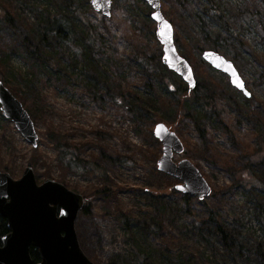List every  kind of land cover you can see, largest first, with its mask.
I'll use <instances>...</instances> for the list:
<instances>
[{"label":"rangeland","instance_id":"rangeland-1","mask_svg":"<svg viewBox=\"0 0 264 264\" xmlns=\"http://www.w3.org/2000/svg\"><path fill=\"white\" fill-rule=\"evenodd\" d=\"M39 2V10L55 11L60 2L64 8L67 0ZM226 2L248 29L244 35L248 46H232L237 51L236 64L248 81L254 105H264V73L257 68L264 60V42L247 21L250 7H256L263 18L264 3ZM71 3L76 11L74 44L80 42L86 51L90 47L86 56L79 55L74 45L56 42L46 50L50 54L43 52L41 46L31 44L28 32L37 22L35 12L23 0H0L1 16L12 15L17 24L0 19V61L7 63L0 80L25 103L38 134L37 146H33L0 110V169L19 178L31 166L39 183L54 179L91 197L90 212L80 211L75 227L83 251L95 264H264L254 254L255 245L264 242L254 205L247 191L233 187L234 165L243 164L255 148L252 124L246 119L237 121L227 97H219L218 115L207 122L203 133L189 117L177 119L174 125L163 121L159 112L142 101L154 98L145 86L152 78L144 72L140 57L163 52L153 37L152 9L148 13L137 0H112L106 16L93 9L89 0ZM9 5L15 11L9 13ZM176 26L179 32L183 30ZM183 28L192 36L197 33L194 24ZM27 45L41 56L34 61L37 72L23 58ZM253 60L254 69L249 64ZM220 74L224 73L213 76L228 77ZM158 87L163 90L159 83ZM120 101L139 105V116ZM261 113L264 117L263 109ZM159 122L183 143V152L174 153L173 160L189 159L208 181L211 194L206 198L193 196L186 203L183 193L174 188L181 181L158 170L162 144L153 130ZM58 144L73 147L85 162L80 170L61 162ZM103 188L104 195L94 197ZM211 214L239 231L245 256H231L210 234L205 221Z\"/></svg>","mask_w":264,"mask_h":264},{"label":"trees","instance_id":"trees-1","mask_svg":"<svg viewBox=\"0 0 264 264\" xmlns=\"http://www.w3.org/2000/svg\"><path fill=\"white\" fill-rule=\"evenodd\" d=\"M58 2L59 0H52ZM66 1V0H65ZM72 0H67L64 3L65 6H61L60 2L57 10L50 11L49 9L39 10V0H23L24 6L37 15V22L34 27H30L29 34L32 41L39 47L41 46L43 52L53 47L55 44L65 43L68 45H74L76 52L81 55L90 53L92 49L87 47V51L83 49L82 44H74L77 33L73 25L74 8H72ZM248 5L264 0H244ZM137 2L144 4L142 0ZM145 5V4H144ZM226 0H163L162 11L164 15L174 26V41L179 49L182 48L180 54L185 57L191 64L195 77L196 86L194 89L189 90L188 85L174 71L169 70L161 61L162 53L156 52L153 56L148 55L141 56L139 61L143 65L144 72L147 73L152 79L145 83V86L151 89L153 98L148 103L151 108L156 112H159L163 121H166L170 125H174L177 119L189 117L195 125V128L200 132H204V128L215 115H218L217 105L219 97L230 98V106L233 108V113L237 118V121L246 119L252 124L254 132L255 148H251L246 157V161L240 166L234 165V183L233 187H242L249 194V200L253 203L256 211V216L261 224V229L264 232V117L261 113L264 110V105H254L253 99L246 97L241 91L232 87L229 78L223 75V79H217L214 74L219 72L213 69L202 59V52L207 49L215 50L220 54L228 57L237 67L239 73L242 75L240 65L236 64L237 54L236 50L232 48L235 44L238 46L244 45L246 40L244 39L245 32L248 30L238 21V14L231 10V6H227ZM9 13L15 11L12 5H9ZM146 9L151 11V7L147 4ZM250 6H248L249 8ZM251 13L247 19L249 24L254 25L256 35L259 36L264 42V16L256 7H250ZM71 11V12H70ZM38 12H40L38 14ZM8 13V14H9ZM2 15V10L0 16ZM10 24L13 22L12 15L1 16ZM21 21V18L19 19ZM194 24L197 27V33L192 36L187 34L184 30V25ZM182 27V31H178L177 26ZM237 30V32H236ZM147 34V33H145ZM242 35V36H241ZM90 36H88L89 38ZM158 46L161 44L156 39V35H153ZM189 37V39H188ZM241 37V38H240ZM256 39V37L254 38ZM186 40L188 42H186ZM244 43V44H243ZM92 46L91 43H89ZM29 47V45H27ZM244 46H248L245 44ZM23 47L22 55L26 62H28L34 72H37L39 68L36 66V62L40 60L41 56L35 54V50L32 48ZM94 47V46H93ZM91 50V51H90ZM50 54V52H48ZM86 56V55H85ZM90 65L91 61H88ZM254 69V60L249 63ZM7 63L0 61V72L3 68H6ZM40 67V64L37 63ZM264 73V60L261 59L260 65L257 67ZM94 70L96 68H93ZM257 71V70H255ZM262 74V73H260ZM158 83L162 89H159ZM248 85V81H245ZM6 85V84H5ZM10 89V88H9ZM11 90V89H10ZM16 96L17 94L11 90ZM115 96L121 98L116 93ZM19 98V97H18ZM20 99V98H19ZM21 101V100H20ZM23 103V102H22ZM120 104L126 109L132 111L137 116L138 113L134 102L120 101ZM26 108L25 103H23ZM30 114V112H29ZM32 117V116H31ZM59 159L67 167L75 170H80L85 163L78 158L77 152L71 146L58 144L56 146ZM120 160L116 158L115 161ZM92 168L100 172L103 176V172L96 164L91 163ZM84 167V166H83ZM104 188L94 192V197L104 195ZM91 198V197H90ZM85 198L84 206L81 210L82 213L88 214L90 212L88 199ZM182 198L186 203H189L193 196L183 194ZM126 222V221H125ZM206 227L210 234H213L216 241L227 251L231 256H245L243 251V245L240 243L239 231L236 228H227L225 224L218 221L213 214H211L207 221H205ZM126 224H129L126 222ZM9 232L7 220L0 215V244L2 238ZM255 257L264 263V242H258L254 247ZM31 255L34 263L40 261L37 249L31 248Z\"/></svg>","mask_w":264,"mask_h":264},{"label":"water","instance_id":"water-1","mask_svg":"<svg viewBox=\"0 0 264 264\" xmlns=\"http://www.w3.org/2000/svg\"><path fill=\"white\" fill-rule=\"evenodd\" d=\"M89 2L96 11L110 15L112 0ZM145 2L151 6V18L156 22L155 34L162 45V63L180 75L189 90L194 89L196 79L192 66L177 50L174 28L161 10V0ZM165 21L171 25L170 29ZM202 59L226 74L233 87L247 97L251 96L231 60L211 49L203 51ZM233 69L243 81V89L233 83L236 79L232 75ZM0 110L27 141L37 146L38 134L32 117L2 80ZM153 134L162 144V154L157 160L158 170L181 181L174 188L199 199L209 196L211 186L201 171L189 159L184 158L177 163L173 160L174 153L181 154L184 150L178 135L163 122L155 125ZM84 203V195L59 181L45 179L39 183L31 166H27L19 178L0 169V215L7 220L9 228L0 244V264H95L83 251L75 227ZM31 248L37 249L40 257L37 263L33 262Z\"/></svg>","mask_w":264,"mask_h":264},{"label":"snow or ice","instance_id":"snow-or-ice-1","mask_svg":"<svg viewBox=\"0 0 264 264\" xmlns=\"http://www.w3.org/2000/svg\"><path fill=\"white\" fill-rule=\"evenodd\" d=\"M95 2V0H94ZM159 18V17H157ZM166 26L170 29L171 25L167 24V22L165 21ZM163 34V33H162ZM225 63H228L227 61H225ZM232 75L236 76V79L233 81V83H235L238 87H240L241 89L244 88V83L243 81L239 78L238 74L235 72V69L232 70ZM247 94V93H246ZM177 187H181V186H177Z\"/></svg>","mask_w":264,"mask_h":264}]
</instances>
